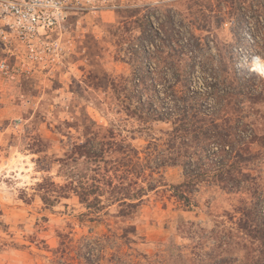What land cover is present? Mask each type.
Segmentation results:
<instances>
[{
    "label": "rangeland",
    "instance_id": "1",
    "mask_svg": "<svg viewBox=\"0 0 264 264\" xmlns=\"http://www.w3.org/2000/svg\"><path fill=\"white\" fill-rule=\"evenodd\" d=\"M144 14L154 26L164 21L181 44L198 38L202 46L186 47L188 57L225 64L236 94L228 105L231 123L239 118L246 124L242 135L264 134V64L254 67L264 61V0H124L112 12L71 17L66 27L73 46L64 64L0 85V264H56L48 249L56 246L57 233L78 239L105 231L106 220L80 217L86 209L77 197L46 206L36 190L44 178L61 182L54 158L68 140L83 139L90 120L113 127L138 150L162 144L168 124L144 129L117 113L112 96L111 81L130 75L131 63L148 67L167 55L157 51L150 31H141ZM129 33L134 39L125 41ZM186 79L203 89L197 63ZM251 90L261 94L256 102L249 100ZM251 147L252 157L231 174L239 180L235 186L211 174L194 186L188 207L164 191L184 180L182 167L162 169L161 185L143 196L134 220L139 238L133 253L145 256L137 257L140 264H264V233L243 226L264 231V146L255 141Z\"/></svg>",
    "mask_w": 264,
    "mask_h": 264
},
{
    "label": "trees",
    "instance_id": "2",
    "mask_svg": "<svg viewBox=\"0 0 264 264\" xmlns=\"http://www.w3.org/2000/svg\"><path fill=\"white\" fill-rule=\"evenodd\" d=\"M140 19L141 31H150L158 39L157 51L167 55L156 58L148 67L131 63L130 75L111 81L112 96L117 113L134 118L142 128L168 124V129L161 130L166 137L162 144L152 143L141 151L127 139H118L113 127H102L90 120L82 127L83 139L68 140L62 156L54 158L61 182L44 178L37 184L38 195L46 206L75 196L86 209L80 217L106 222L104 232L78 239L71 232L57 233L56 246L45 245L56 264H140L138 258L145 256L133 253L139 238L134 220L143 196L161 185L163 168L182 167L184 180L164 191L169 190V197L188 207L194 186L208 180L211 174L224 176L235 186L239 180L231 174L240 172L241 161L252 157L251 145L257 141L264 146V134L242 135L246 124L239 118L231 123L228 105L236 94L228 82L225 64L221 67L213 65L215 59L196 61L188 57L184 49L201 47L198 38L181 44L179 38L171 37L164 21L154 26L146 14ZM124 39L132 41L134 36L129 33ZM196 63L203 73L201 90L191 88L186 79L189 68ZM263 64L264 61L255 62L254 67L259 71ZM248 92L252 102L261 96L260 92ZM157 174L159 177H154ZM112 205L115 211L110 210ZM243 226L250 232L264 233L260 225L244 221Z\"/></svg>",
    "mask_w": 264,
    "mask_h": 264
},
{
    "label": "built area",
    "instance_id": "3",
    "mask_svg": "<svg viewBox=\"0 0 264 264\" xmlns=\"http://www.w3.org/2000/svg\"><path fill=\"white\" fill-rule=\"evenodd\" d=\"M124 0H0V85L64 64L73 41L66 23L112 12Z\"/></svg>",
    "mask_w": 264,
    "mask_h": 264
},
{
    "label": "bare ground",
    "instance_id": "4",
    "mask_svg": "<svg viewBox=\"0 0 264 264\" xmlns=\"http://www.w3.org/2000/svg\"><path fill=\"white\" fill-rule=\"evenodd\" d=\"M263 75V74H262Z\"/></svg>",
    "mask_w": 264,
    "mask_h": 264
}]
</instances>
